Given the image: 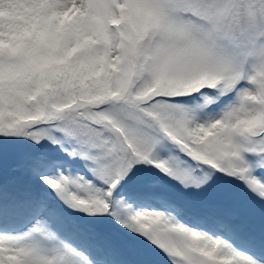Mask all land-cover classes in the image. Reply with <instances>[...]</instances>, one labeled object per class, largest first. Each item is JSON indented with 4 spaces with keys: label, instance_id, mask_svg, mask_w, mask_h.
Here are the masks:
<instances>
[{
    "label": "snow or ice",
    "instance_id": "6c2138e0",
    "mask_svg": "<svg viewBox=\"0 0 264 264\" xmlns=\"http://www.w3.org/2000/svg\"><path fill=\"white\" fill-rule=\"evenodd\" d=\"M0 264H264V0H0Z\"/></svg>",
    "mask_w": 264,
    "mask_h": 264
},
{
    "label": "clouds",
    "instance_id": "9594fccd",
    "mask_svg": "<svg viewBox=\"0 0 264 264\" xmlns=\"http://www.w3.org/2000/svg\"><path fill=\"white\" fill-rule=\"evenodd\" d=\"M8 15H9V13H5V16L2 17V18H7Z\"/></svg>",
    "mask_w": 264,
    "mask_h": 264
}]
</instances>
